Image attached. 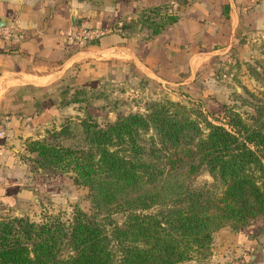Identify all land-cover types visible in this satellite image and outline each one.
I'll list each match as a JSON object with an SVG mask.
<instances>
[{
  "label": "trees",
  "instance_id": "obj_1",
  "mask_svg": "<svg viewBox=\"0 0 264 264\" xmlns=\"http://www.w3.org/2000/svg\"><path fill=\"white\" fill-rule=\"evenodd\" d=\"M172 20L149 23L155 34ZM100 95L77 88L63 102ZM220 103L228 126L203 104L164 97L105 125L91 111L66 117L26 140L35 167L75 174L94 210L76 208L70 220L0 219V264H178L204 253L219 227L264 219V113L249 123ZM200 170L213 180L196 187Z\"/></svg>",
  "mask_w": 264,
  "mask_h": 264
},
{
  "label": "crops",
  "instance_id": "obj_2",
  "mask_svg": "<svg viewBox=\"0 0 264 264\" xmlns=\"http://www.w3.org/2000/svg\"><path fill=\"white\" fill-rule=\"evenodd\" d=\"M171 15L154 34L149 22ZM79 26L105 32L80 43L69 37ZM263 42L264 0H0V212L35 218L43 198L77 182L72 172L33 168L26 140L94 106L108 116L109 91L122 94L128 82L206 100ZM77 88L103 95L64 103ZM253 251L242 248L230 264H264Z\"/></svg>",
  "mask_w": 264,
  "mask_h": 264
},
{
  "label": "rangeland",
  "instance_id": "obj_3",
  "mask_svg": "<svg viewBox=\"0 0 264 264\" xmlns=\"http://www.w3.org/2000/svg\"><path fill=\"white\" fill-rule=\"evenodd\" d=\"M259 53H251L241 61L233 64L228 68L233 72L232 76L223 78L213 92L208 93L206 100L195 97H188L184 92H177L171 94L167 92L151 93L144 85H137L133 82H128L121 87L122 94H115L109 91L111 98L107 100L110 113L103 114L105 111L100 110L99 107H93L92 111L95 119L100 125H105L109 121L114 120L119 113L128 112H145L146 105L153 99H160L168 97L172 100H179L190 105L203 104L205 108L214 111L215 114H210V119L215 123H222L228 126V113H223L220 102H225L231 110L239 112L243 118L252 123L256 118L260 120V114L264 113V80L262 73L264 70V42L261 43ZM261 50V51H260ZM243 71V72H242ZM115 91V90H114ZM103 93V91H102ZM185 95H184V94ZM95 94V93H94ZM211 94H214L213 96ZM215 98L218 102L212 103ZM92 101H96L93 98ZM83 104H87L83 102ZM118 105L114 108L115 105ZM83 115L71 114L66 117L77 116L83 117L87 111L81 110ZM264 116V115H263ZM262 116V117H263ZM64 117V119L66 118ZM63 119V120H64ZM46 135V134H45ZM36 153H32L34 156ZM30 165L35 169H40L41 172H53L49 168H36L34 162L28 159ZM212 176L206 170L200 172L192 178L193 185L201 186L206 182H212ZM58 192L55 196L45 197L42 200L44 204L35 210V218L27 217L34 222L49 221L53 218H61L62 220H70L73 217L76 208H80L85 212H92V202L90 191L87 186L79 182H64L61 183ZM62 188V189H61ZM119 216V215H115ZM20 217L18 215L2 214L0 212V219L7 220L9 218ZM235 248L239 251H236ZM242 248H255L253 251L254 258L251 261H264V219H254L250 223L239 229H233L229 225L221 226L212 233L211 241L208 249L201 254H196L193 258L183 262H197L202 264H230L234 262L241 252ZM251 252V251H250ZM182 263V262H180ZM179 264V263H178Z\"/></svg>",
  "mask_w": 264,
  "mask_h": 264
},
{
  "label": "built area",
  "instance_id": "obj_4",
  "mask_svg": "<svg viewBox=\"0 0 264 264\" xmlns=\"http://www.w3.org/2000/svg\"><path fill=\"white\" fill-rule=\"evenodd\" d=\"M105 30L79 26L70 31L69 37L77 42L84 43L99 38Z\"/></svg>",
  "mask_w": 264,
  "mask_h": 264
}]
</instances>
